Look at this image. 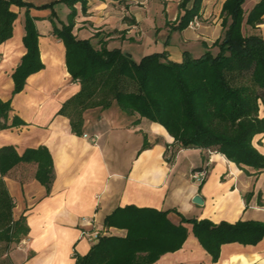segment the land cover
I'll return each instance as SVG.
<instances>
[{"label":"crops","instance_id":"obj_1","mask_svg":"<svg viewBox=\"0 0 264 264\" xmlns=\"http://www.w3.org/2000/svg\"><path fill=\"white\" fill-rule=\"evenodd\" d=\"M59 1L49 2L57 3L42 13L31 10L37 18L44 69L31 75L19 94L13 93V74L27 53L24 8L12 7L18 15L13 37L0 45V98L11 102L9 124L15 118L24 122L0 131V149L13 146L22 155L28 149L45 147L53 158L55 174L50 191L35 179V164H21L4 178L14 203L13 219L25 218L29 229L26 239L7 254L11 264H76V255L86 256L96 242L93 231L126 235L125 230L106 227L105 220L128 206L171 211L169 219L175 224H180L181 217L215 224L264 222V170L241 169L222 154L201 149H181L173 156L174 138L162 125L146 119L135 123L136 118L124 114L117 105L104 111H85L84 135L73 133L70 119L61 114V109L81 86L68 72L64 43L53 35L52 12L64 22L69 14L67 6ZM225 2L203 0L201 26L196 30H173L174 23L167 27L165 13L170 37L164 50L155 53L166 52L175 63L183 61L184 52L196 59L207 51L213 53L223 30ZM218 3L219 15L214 22H219L212 27L210 21H204L211 20ZM149 7V0H91L86 15L78 7L74 35L93 40L96 33L103 32L113 39L111 46L119 44L115 39L122 36L140 40L142 29L134 12ZM247 31L264 39V24ZM176 33L182 38V48L177 52L170 47ZM193 45L201 46L197 56L190 49ZM145 142L147 147L143 148ZM254 145L264 155V134L255 138ZM204 167L208 176L203 183L191 178V172ZM197 195L203 198V205L193 202ZM185 226L189 234L183 247L163 255L155 264H264V240L255 246L223 245L219 261L213 262L191 233V226Z\"/></svg>","mask_w":264,"mask_h":264},{"label":"trees","instance_id":"obj_2","mask_svg":"<svg viewBox=\"0 0 264 264\" xmlns=\"http://www.w3.org/2000/svg\"><path fill=\"white\" fill-rule=\"evenodd\" d=\"M91 0H60L69 9L66 22L50 21L53 35L66 47V64L74 82H79L78 94L68 100L61 114L68 117L73 133L84 135V113L89 109L102 111L113 105L135 123L146 119L162 125L176 146L181 149H201L219 153L241 169L264 170V155L254 145L264 134V39L247 34L264 24V0H257L246 13L248 0H226L222 8L224 36L200 58L184 52L183 61H168L166 53H154L136 61L120 48L110 49L103 41L92 44L74 35L81 11L86 15ZM106 2L108 0H99ZM57 2L36 6L27 0H0V45L13 37L18 15L13 6L24 8V46L27 50L13 74L14 94L21 93L27 79L44 69L39 47L37 18L31 10L53 9ZM203 0H182L174 29L184 31L200 16ZM80 7V11L79 8ZM11 102L0 98V131L19 127L24 122L15 118L9 124ZM145 142L143 148H146ZM21 164H35V179L50 191L54 163L45 147L28 149L20 155L13 146L0 149V243L17 249L26 239L29 229L25 218L13 219V199L4 178ZM204 167L201 170H207ZM171 211L128 206L119 208L105 220L108 228L125 230V236H100L90 252L76 255V264H155L163 255L180 250L191 233L218 262L223 245L238 243L255 246L264 240V222L240 220L236 223L186 219L180 224L169 219ZM8 254V253H6Z\"/></svg>","mask_w":264,"mask_h":264},{"label":"rangeland","instance_id":"obj_3","mask_svg":"<svg viewBox=\"0 0 264 264\" xmlns=\"http://www.w3.org/2000/svg\"><path fill=\"white\" fill-rule=\"evenodd\" d=\"M30 2H33L37 5H44L52 0H28ZM257 0H248L246 4L244 5V10L246 13L250 11V9L253 7L254 3ZM182 0H149L150 7L148 9H136L134 14L136 15L137 19L140 22L141 29H142V38L140 40H128L127 37L122 36L118 37L115 40L119 41V44H114L111 46V43L113 42V39H108V35L104 34L103 32L96 33L93 37V40H91L92 44H97L98 41H103L105 44L110 45L111 49L112 47H120L123 49L125 53H129L133 55V58L137 61H139L145 54L147 53H155L161 50H164L165 44L167 40L170 37L169 30L165 28V19L167 21V27H171V23L176 24L178 22V18L180 14L183 12L180 10V3ZM219 2V1H218ZM139 7H145L142 5H138ZM36 11L43 12L47 9H36ZM49 9V8H48ZM64 9L67 10L66 6H64ZM167 11V12H166ZM68 12V11H67ZM165 13L167 14L165 17ZM219 15V3L217 6V9L213 13L211 20H205L204 22L208 23L212 27H216L218 22H214V20ZM174 16V20L171 19ZM169 20V21H168ZM59 26L61 24L59 23V19L55 20ZM66 22V21H65ZM222 26V25H221ZM173 30H175L173 28ZM125 33V32H124ZM247 34H250V31L246 32ZM135 35V34H134ZM224 36V29L222 30V34L220 36V39H222ZM212 38H215L213 35ZM171 41V48L177 52L182 48V38L179 33L174 34L172 36ZM123 40H127L126 42L120 43ZM217 48V47H216ZM114 49V48H113ZM194 54L197 56L199 55V51H201V46L199 45H193L190 48ZM219 52V49L217 48L213 55H217ZM164 53V52H163ZM166 53V52H165ZM192 56V54H191ZM193 57V56H192ZM166 58L168 61L167 53ZM194 58V57H193ZM11 244L7 243H0V264H11L10 258L7 257L6 253H9Z\"/></svg>","mask_w":264,"mask_h":264},{"label":"built area","instance_id":"obj_4","mask_svg":"<svg viewBox=\"0 0 264 264\" xmlns=\"http://www.w3.org/2000/svg\"><path fill=\"white\" fill-rule=\"evenodd\" d=\"M201 26V22L199 20V17H196L190 24L189 27L190 29H198ZM85 137H87V135H85ZM94 142L97 141V138H93L92 139ZM191 178L194 179L195 181L199 182V183H203L208 176V169L207 170H199V171H193L191 172ZM107 235L106 232H101L100 230H95L92 232V236L95 238V240H97L100 236H105Z\"/></svg>","mask_w":264,"mask_h":264},{"label":"water","instance_id":"obj_5","mask_svg":"<svg viewBox=\"0 0 264 264\" xmlns=\"http://www.w3.org/2000/svg\"><path fill=\"white\" fill-rule=\"evenodd\" d=\"M193 202L197 205H203L204 204V200L200 195H197L194 197Z\"/></svg>","mask_w":264,"mask_h":264}]
</instances>
